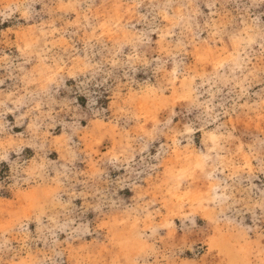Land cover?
<instances>
[{
    "label": "rangeland",
    "instance_id": "374dc122",
    "mask_svg": "<svg viewBox=\"0 0 264 264\" xmlns=\"http://www.w3.org/2000/svg\"><path fill=\"white\" fill-rule=\"evenodd\" d=\"M0 264H264V0H0Z\"/></svg>",
    "mask_w": 264,
    "mask_h": 264
}]
</instances>
